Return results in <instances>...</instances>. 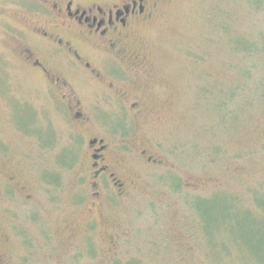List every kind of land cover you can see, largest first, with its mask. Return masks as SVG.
<instances>
[{
    "label": "rangeland",
    "instance_id": "obj_1",
    "mask_svg": "<svg viewBox=\"0 0 264 264\" xmlns=\"http://www.w3.org/2000/svg\"><path fill=\"white\" fill-rule=\"evenodd\" d=\"M48 1L0 0V155L36 201L5 205L15 213L4 218L17 224L4 220L10 264H264V106L250 94L246 107L239 95L227 108L240 117L221 123L208 100L241 84L242 64L264 75V53L242 56L232 46L235 36L264 32V0H154L153 16L128 32L123 53L100 63L123 78L115 91L64 71L66 57L53 61L85 125L24 58L29 48L44 53L35 32L47 26ZM94 136L113 145L133 182L126 198L81 203L88 188L78 176ZM193 197L210 200L191 209Z\"/></svg>",
    "mask_w": 264,
    "mask_h": 264
},
{
    "label": "flooded vegetation",
    "instance_id": "obj_2",
    "mask_svg": "<svg viewBox=\"0 0 264 264\" xmlns=\"http://www.w3.org/2000/svg\"><path fill=\"white\" fill-rule=\"evenodd\" d=\"M50 1H48L50 5L44 4V8L50 15L49 19H45L47 26L40 27L35 32L37 45H39L37 48L40 50L42 47L44 53L42 55L29 48L25 51L24 58L31 69L49 82L51 91L59 93L58 101L67 105L69 111L79 109L78 112L74 111V120L78 122V125H85L87 118L80 110V100L74 98L64 75L62 76L51 67L53 61L62 56L66 57L70 61L68 60L66 65L68 67L63 68L64 71L78 69L81 74L89 76L91 80L98 83L105 82L108 90L115 91V81L121 82L123 78L115 75L111 70L107 73L100 63L115 60V56L123 53L120 44L125 41L128 32L135 25L153 16L152 10L155 3L154 0H120L117 3H92L84 7L75 0ZM61 92L64 94H60ZM117 96L125 104L128 103L127 98H122L118 94ZM130 106L132 110H136L137 116L141 114L142 110L138 101L132 102ZM87 145L89 148L87 164L80 169L78 177L80 181L85 179L88 195H81V203L87 197L92 200L90 205H104L107 197L126 198L129 186L133 182L122 174L121 163H116L113 145L107 143L105 138L96 136L88 138ZM4 150L6 152L5 148ZM133 151L136 152L137 157L147 155L145 150L131 149V152ZM6 160L7 154L2 153L0 155V264H10V259L3 249L6 240H9L4 233V220H7L11 227L17 226L15 222L4 218V212L11 215L15 213L13 207L5 205H8L10 200L13 202L17 197H20L24 203L36 205L35 196L30 193L31 191H26L27 182L24 183L17 177L16 170L5 167ZM146 161L150 162L151 158L147 157ZM106 188L110 190L107 193L104 191ZM78 202H80L79 199L76 204ZM89 208L86 211H90ZM15 236L18 241H25L19 234Z\"/></svg>",
    "mask_w": 264,
    "mask_h": 264
},
{
    "label": "trees",
    "instance_id": "obj_3",
    "mask_svg": "<svg viewBox=\"0 0 264 264\" xmlns=\"http://www.w3.org/2000/svg\"><path fill=\"white\" fill-rule=\"evenodd\" d=\"M252 2L253 4H255L258 2V0H252ZM232 46L234 48V51L242 54V56H260L264 53V32H260L258 33V35L248 38L239 35L235 36L232 41ZM255 67L256 65H254L253 68L252 64H250V66H243L242 64L239 69V72L241 74V84L235 86L228 85L224 89H220L221 91L218 90L219 94H215V97L213 94L211 95V98L209 97L208 100L212 99L213 101V103L209 104V106L211 107L209 109H211L215 113L217 122H231L240 117L239 113L236 112V108H227V106L230 104L235 105V102H237V100L239 99V95L242 96L243 104L246 107L252 104V102L248 98H245L250 94L253 95V97H256V100L259 104L264 106V75L260 76L256 74ZM259 73L262 74L261 72ZM219 196L215 195L211 198ZM198 200L205 202L210 200V198L203 199L199 197H193L190 201L191 209H193L194 207H196V209L200 208L201 205H193ZM126 264H136V262Z\"/></svg>",
    "mask_w": 264,
    "mask_h": 264
}]
</instances>
